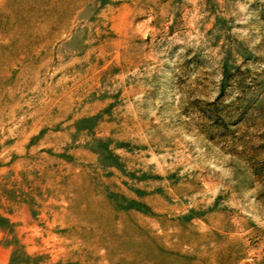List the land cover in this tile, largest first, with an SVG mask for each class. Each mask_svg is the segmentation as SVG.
<instances>
[{
  "label": "rangeland",
  "instance_id": "1",
  "mask_svg": "<svg viewBox=\"0 0 264 264\" xmlns=\"http://www.w3.org/2000/svg\"><path fill=\"white\" fill-rule=\"evenodd\" d=\"M0 264H264V0H0Z\"/></svg>",
  "mask_w": 264,
  "mask_h": 264
}]
</instances>
